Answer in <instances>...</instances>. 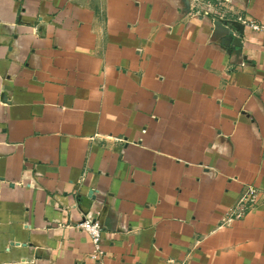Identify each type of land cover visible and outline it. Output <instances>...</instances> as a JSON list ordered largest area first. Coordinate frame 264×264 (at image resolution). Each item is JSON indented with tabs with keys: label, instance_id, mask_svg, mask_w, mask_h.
Returning <instances> with one entry per match:
<instances>
[{
	"label": "crops",
	"instance_id": "obj_1",
	"mask_svg": "<svg viewBox=\"0 0 264 264\" xmlns=\"http://www.w3.org/2000/svg\"><path fill=\"white\" fill-rule=\"evenodd\" d=\"M218 13L264 0H0V264H264V204L220 226L264 194V33Z\"/></svg>",
	"mask_w": 264,
	"mask_h": 264
},
{
	"label": "built area",
	"instance_id": "obj_2",
	"mask_svg": "<svg viewBox=\"0 0 264 264\" xmlns=\"http://www.w3.org/2000/svg\"><path fill=\"white\" fill-rule=\"evenodd\" d=\"M199 5L200 2H198V6ZM205 6L206 9L202 8V10H204V14L212 12V6L215 7V5L210 3L209 1ZM198 13L199 11L196 10L195 14ZM226 14L227 13H218L219 16H217V19L224 22L240 23L244 27L249 28L255 32L264 33V23L255 21L252 18L242 14H236L231 17H228ZM116 140L121 141L122 139L116 138ZM261 204H264V194L262 193V191L255 185H245L238 200L228 209V211L222 217L220 226H230L232 223L241 220L247 212L256 209ZM77 226L87 232L91 237V241L93 244L91 257L95 260L101 261L104 257V253L101 247L104 231L100 221L96 219L85 218L80 223H78ZM167 262L168 264H184L183 262L175 263L172 259L168 260Z\"/></svg>",
	"mask_w": 264,
	"mask_h": 264
}]
</instances>
